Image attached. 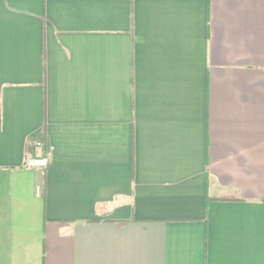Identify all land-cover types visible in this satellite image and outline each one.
I'll use <instances>...</instances> for the list:
<instances>
[{"label": "crops", "instance_id": "obj_1", "mask_svg": "<svg viewBox=\"0 0 264 264\" xmlns=\"http://www.w3.org/2000/svg\"><path fill=\"white\" fill-rule=\"evenodd\" d=\"M0 264H264V0H0Z\"/></svg>", "mask_w": 264, "mask_h": 264}, {"label": "trees", "instance_id": "obj_2", "mask_svg": "<svg viewBox=\"0 0 264 264\" xmlns=\"http://www.w3.org/2000/svg\"><path fill=\"white\" fill-rule=\"evenodd\" d=\"M37 142H41L42 146L40 151L37 152ZM51 151V147L50 144L48 142V138L43 135L40 137H35V138H30L29 139V143H28V153L31 155V157L33 158H44L49 155ZM47 170L44 169L42 172V189H43V194L45 195V191H46V172ZM216 199L215 197H209L208 200H214Z\"/></svg>", "mask_w": 264, "mask_h": 264}, {"label": "built area", "instance_id": "obj_3", "mask_svg": "<svg viewBox=\"0 0 264 264\" xmlns=\"http://www.w3.org/2000/svg\"><path fill=\"white\" fill-rule=\"evenodd\" d=\"M36 145L39 148H41V146H42L41 142H37ZM27 163H28L29 166L36 167L39 170L43 171L47 167L48 159L46 157H44V158H33V157H30L28 159ZM38 192L41 193V186L40 185L38 186Z\"/></svg>", "mask_w": 264, "mask_h": 264}]
</instances>
